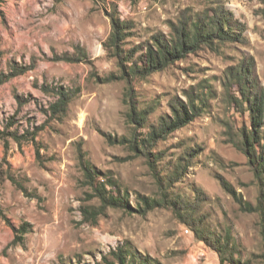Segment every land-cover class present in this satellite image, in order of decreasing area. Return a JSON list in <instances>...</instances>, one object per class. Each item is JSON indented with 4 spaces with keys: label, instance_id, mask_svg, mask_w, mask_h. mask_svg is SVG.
I'll use <instances>...</instances> for the list:
<instances>
[{
    "label": "rangeland",
    "instance_id": "obj_1",
    "mask_svg": "<svg viewBox=\"0 0 264 264\" xmlns=\"http://www.w3.org/2000/svg\"><path fill=\"white\" fill-rule=\"evenodd\" d=\"M262 7L260 0H1L0 72L28 69L0 85V264H121L120 248L160 264H230L159 202L169 195L193 202L201 228L228 239L225 258L263 264L264 176L241 145L249 114L234 102L236 88L223 86L228 68L246 58L264 86ZM217 8L247 24L245 42L204 47L146 76L131 74L127 62L120 67L105 48L112 13L130 25L121 47L143 51L156 35L169 38L172 24ZM78 48L88 60L76 59ZM59 86L74 96L53 115ZM199 91L207 98L199 116L144 141L172 116L173 102L189 104ZM134 106L144 119L130 115ZM257 152L264 156V139ZM81 159L101 181H116L130 207L98 210L96 222L86 216L100 199ZM146 200L157 205L146 208Z\"/></svg>",
    "mask_w": 264,
    "mask_h": 264
},
{
    "label": "trees",
    "instance_id": "obj_2",
    "mask_svg": "<svg viewBox=\"0 0 264 264\" xmlns=\"http://www.w3.org/2000/svg\"><path fill=\"white\" fill-rule=\"evenodd\" d=\"M264 4V0H260ZM1 2V0H0ZM261 13L264 14V7L261 8ZM111 21L113 30L105 41V48L111 52L120 64V67L127 62V69L133 75L146 76L151 72L161 70L175 61L184 59L188 54L194 53L204 47L215 48L219 44L225 42H245L247 37L245 31L247 24L237 19L234 13L226 12L224 8L214 9L212 13L198 15L196 18L181 19L179 23L172 24V34L168 38L163 34H158L154 37L153 43L145 46V50L129 49L126 50L121 47V42L126 38V30L130 28L124 21L116 14H111ZM0 51V56H1ZM74 59V57H66ZM77 60H88V53L84 48H78ZM28 67L12 65L11 71L0 72V85L8 81L12 77L25 72ZM223 86L227 91L236 88V93L233 95L234 102L243 107L249 114V126L244 127L241 132V145L250 158V162L255 166L256 172L259 176H264V156L261 152H257L258 146L264 139V86H262L259 78L255 75L253 70V58L243 59L240 63L230 66L226 72L223 80ZM56 101L50 104L48 111L53 114H64L73 98L72 91H66L63 87L56 88ZM199 100V103H197ZM207 105L206 92L199 91L197 95L192 96L190 103L185 104L180 100L172 103L173 114L171 117H161L158 125H152L147 138L144 141L153 142L156 138H165L170 132L184 126L199 116ZM135 107V106H134ZM136 108V107H135ZM130 114L134 120L138 117L144 119L145 112L136 111ZM16 136V135H14ZM33 137L32 139H34ZM19 145L21 141L17 140ZM137 142V141H135ZM138 147V146H137ZM9 144L5 143V157L9 152ZM86 179L93 185L95 196L100 199V206L98 209L91 205L90 208L84 210L86 216H90L93 222L99 214L98 211L108 206L130 207L127 197L121 195L118 183L112 179L108 182L99 179L100 171L91 165L87 160L81 159ZM179 169L175 173H179ZM15 184H19V180L15 175H8ZM229 189V185H224ZM119 193H116V189ZM230 190V189H229ZM116 193V194H115ZM197 199V198H196ZM201 197H198V200ZM164 200V201H163ZM159 202H166L174 212L182 219L186 225L190 226L196 236L203 240L208 246L216 250L220 256L221 262L228 261L230 264H247L241 259L235 258L232 254L229 258H225L223 249L227 247L229 241L222 243V239L208 231L201 228L202 220L195 216V205L184 197L167 196ZM157 200L145 201L146 208H154ZM260 204V206H259ZM258 210L262 215V234L264 238V191L259 198ZM244 206L252 208L250 202H244ZM28 223L20 225L21 232H28ZM17 239L13 240V243ZM127 247V246H126ZM115 255L121 264H160L157 259L149 255H143L139 252L129 250L127 248H120ZM264 264V251L262 253Z\"/></svg>",
    "mask_w": 264,
    "mask_h": 264
},
{
    "label": "built area",
    "instance_id": "obj_3",
    "mask_svg": "<svg viewBox=\"0 0 264 264\" xmlns=\"http://www.w3.org/2000/svg\"><path fill=\"white\" fill-rule=\"evenodd\" d=\"M186 231H187V233H190L191 232V231L188 230V228H186Z\"/></svg>",
    "mask_w": 264,
    "mask_h": 264
}]
</instances>
